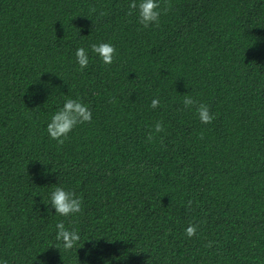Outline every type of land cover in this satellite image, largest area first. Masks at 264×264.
I'll return each instance as SVG.
<instances>
[{"label":"trees","instance_id":"trees-1","mask_svg":"<svg viewBox=\"0 0 264 264\" xmlns=\"http://www.w3.org/2000/svg\"><path fill=\"white\" fill-rule=\"evenodd\" d=\"M130 2L0 0V264H264V0H159L149 27ZM68 98L92 122L60 145L47 124ZM57 186L80 213L47 204Z\"/></svg>","mask_w":264,"mask_h":264},{"label":"clouds","instance_id":"clouds-1","mask_svg":"<svg viewBox=\"0 0 264 264\" xmlns=\"http://www.w3.org/2000/svg\"><path fill=\"white\" fill-rule=\"evenodd\" d=\"M128 15H132L133 11L136 12L139 23L144 27L159 24L161 16V8L159 0H131L128 5ZM170 6L163 9L167 12ZM95 11V8L92 9ZM103 15V13H101ZM91 51L99 56L102 62L109 65L113 62L116 54L114 45L108 42L93 43L90 45ZM76 62L83 70L89 64V56L87 51L83 48H77L75 51ZM111 102V101H110ZM160 104L158 98L151 101V107L156 108ZM183 105L185 108H195V112L202 124H210L216 118L209 106L204 103H198L193 97L185 96L183 98ZM92 122V112L90 108L79 99H66L62 106L51 116L47 124V133L51 139L55 140L58 144L62 145L64 139L73 130L75 126L83 123ZM165 131L162 122L157 121L154 124L153 130L149 132L147 139L153 140L154 133H163ZM47 204H50L55 209V213L60 216H70L82 211L83 200L80 196L73 191L66 190L63 187L57 186L49 193ZM188 207L192 205V201L187 202ZM56 239L62 242V247L65 250H72L77 242L80 240L79 233L75 230H69L65 227L63 221L56 224ZM197 225L190 223L185 228V235L191 238L196 235ZM212 241H208L205 247H211ZM57 248V247H56ZM3 264H7L5 260Z\"/></svg>","mask_w":264,"mask_h":264}]
</instances>
